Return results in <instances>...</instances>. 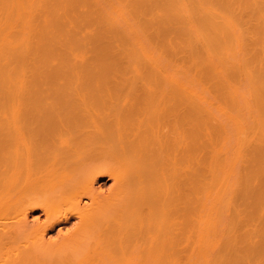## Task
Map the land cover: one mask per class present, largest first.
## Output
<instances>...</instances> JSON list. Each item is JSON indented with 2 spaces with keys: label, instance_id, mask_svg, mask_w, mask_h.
Masks as SVG:
<instances>
[{
  "label": "bare ground",
  "instance_id": "obj_1",
  "mask_svg": "<svg viewBox=\"0 0 264 264\" xmlns=\"http://www.w3.org/2000/svg\"><path fill=\"white\" fill-rule=\"evenodd\" d=\"M0 264H264V0H0Z\"/></svg>",
  "mask_w": 264,
  "mask_h": 264
},
{
  "label": "rangeland",
  "instance_id": "obj_2",
  "mask_svg": "<svg viewBox=\"0 0 264 264\" xmlns=\"http://www.w3.org/2000/svg\"><path fill=\"white\" fill-rule=\"evenodd\" d=\"M105 180H106L105 177H103V178L100 179L101 182H103V181L105 182ZM108 183H109V182L105 183V186H106ZM103 185H104V184H103ZM37 214H39V211H38V210L33 212V215H37ZM70 223H71V221H70L69 223L65 224V225L68 226V225H70ZM56 230H57V227H55V228L53 229V231H51V233H53V232L55 233Z\"/></svg>",
  "mask_w": 264,
  "mask_h": 264
},
{
  "label": "clouds",
  "instance_id": "obj_3",
  "mask_svg": "<svg viewBox=\"0 0 264 264\" xmlns=\"http://www.w3.org/2000/svg\"><path fill=\"white\" fill-rule=\"evenodd\" d=\"M65 235H67V233H65ZM85 243H87V241H85Z\"/></svg>",
  "mask_w": 264,
  "mask_h": 264
}]
</instances>
